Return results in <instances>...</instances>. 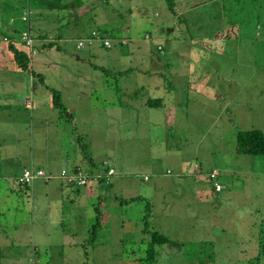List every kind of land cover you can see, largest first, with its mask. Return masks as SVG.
<instances>
[{"label":"crops","instance_id":"crops-1","mask_svg":"<svg viewBox=\"0 0 264 264\" xmlns=\"http://www.w3.org/2000/svg\"><path fill=\"white\" fill-rule=\"evenodd\" d=\"M172 5L173 8L169 3L165 12L160 13L161 26L167 30L156 37L157 50L153 49L154 64L151 67L147 62L134 63L133 59L124 63L121 55L131 58L137 43L123 35L117 41L106 35L103 38L111 40L113 46L99 45L97 41L102 35L99 31H93L96 36L89 37L94 39L89 42L91 55L101 54L102 59H106L107 54L100 52L101 46L111 49L116 43L120 47L130 41L132 44L129 48H117L119 53L111 56L114 64L105 60L54 64L55 69L62 70V83L56 88L44 85L38 92L35 89L37 75L25 71L13 59L0 63V87L11 82L10 92H0V264H26L28 260L32 264L41 252L40 246H45L42 251L45 256L40 257V264H62L51 257L55 247L53 232L58 233L59 228L63 230L67 223L74 226L75 234L80 232L79 226H84L86 232L81 240L75 236L73 241L67 242L70 248L66 251L89 256L88 245L90 248L97 245L93 244L97 240L96 229L90 226L94 218L102 228L109 229V237L91 250L101 253L104 246H113L112 251H108L116 259L122 252V230L127 222L122 215L126 209L123 200L135 196L147 200L140 195L147 186L142 188L134 176H145L148 182L157 181L156 188L172 182L171 189L175 194L171 189L167 190L165 203L178 196L182 203L185 202L179 213H197L192 208L194 201L187 203L185 198L191 196L205 202L223 203L226 196L215 197V193L219 194L225 188L220 176L224 174L228 178L243 169L248 170L250 157L259 156L239 153L236 138L234 142H228L240 130L260 129L263 132L261 127H247L245 121L251 113H258V109L255 111L250 107V95L258 93L256 83L252 90L250 87V72L255 68L243 55L247 50L244 51L242 44L243 41L250 43L251 37L264 34L263 9L252 15L248 4L244 7L240 0H173ZM209 6L216 10L208 12ZM255 26L258 31L254 30ZM223 29L233 37L218 40L226 38L219 36ZM175 36H180L181 40ZM125 38L128 39L125 41ZM196 40L201 42L195 44ZM181 43L185 49L180 48ZM84 45L78 44V47ZM30 52L33 57L37 48H30ZM205 53L216 54L213 62L221 57V53H227V57L231 54V61L225 62L227 75L217 73L218 78L208 83L214 86L212 90L199 80L202 65L197 57L201 58ZM232 53L240 56L232 60ZM208 63L211 65L209 61L204 65ZM215 64L212 65L213 73ZM8 68L14 70L1 72ZM99 69H103V77L98 78L90 72L92 78H84L88 76L86 72ZM137 73L144 81L141 78L133 83ZM39 76L44 74L39 73ZM111 76L117 87H111L108 82ZM83 79L85 83H82ZM100 85L105 91L102 95L106 103L101 111L102 96L89 94L99 93ZM107 88L120 93L122 98L113 97L111 92L108 95ZM54 91L60 102H56ZM151 98L160 99L161 103L149 105ZM41 99L44 100L42 110L39 108ZM58 103H62L64 109H60ZM103 129L107 136L102 147H97V141L90 139L83 144L82 150L81 143L73 140H77L74 135L80 132L86 136ZM123 133L130 135L127 137ZM110 140H113L112 144L104 145ZM111 145L115 151L109 149ZM129 155L134 156L133 161L125 158ZM75 168L102 175L105 179L84 186L67 183L61 177L62 171ZM25 169H42L50 177L36 178L24 186L19 177ZM109 169L115 170L110 177ZM206 171L210 181L202 184ZM218 183L222 189L216 191ZM131 188L135 194L130 192ZM27 210L32 212V219L21 217V211ZM159 213L157 211L155 216L157 220ZM141 214L139 220L144 222L145 213ZM159 222L157 226L153 224L160 231L163 227H159ZM258 225H262L264 235V219L261 223L253 221L251 227ZM35 228L38 230L33 231ZM143 230H138V243L144 238ZM36 232L44 238L40 243L34 238ZM47 235H50L49 242L45 240ZM167 236L175 241L172 236ZM163 247H158L159 255H165Z\"/></svg>","mask_w":264,"mask_h":264},{"label":"rangeland","instance_id":"rangeland-1","mask_svg":"<svg viewBox=\"0 0 264 264\" xmlns=\"http://www.w3.org/2000/svg\"><path fill=\"white\" fill-rule=\"evenodd\" d=\"M4 1L5 0H0V16L2 8H4ZM30 1L32 10L21 6L19 0H10V6L13 7L16 4L20 5V12H14L7 7L8 14L11 16L7 25H14L15 21L16 26L20 28L21 32L15 35L16 41L20 42L19 37L24 30L37 44V53L33 55L31 63L34 66V71L44 74L42 77L39 75L35 77V89L38 92L43 90L44 85L56 88L57 84L62 83V70L58 68L55 69L54 64L86 61L100 63L104 60L108 64H114V60L111 56H115L119 53L117 48H129L132 44L130 41V44L120 47L119 43H116V49L115 46L111 49L101 46L100 52L107 54L106 59L108 60L102 59L101 54L91 55L89 51V46L91 45H89L88 39L91 35L93 36V31L102 33V35L100 34L99 36L101 40L97 41L99 45H103L102 38L106 35L116 41L119 39V36L122 35L128 37L129 40H133L137 43V50L133 53L131 58L122 54L121 56L124 63H128L130 59H133L134 63L147 62L148 66L151 67L154 64V57H151L153 49L157 50V45H155L157 43L156 37L159 34H163L164 32L162 31L167 30V28L161 26L160 13L165 12L170 0H82L80 6L76 4V0H61L60 4L62 7L60 9H56V7L48 8L54 0H41L42 3L41 5L38 4L39 7L37 8L35 6L36 0ZM240 1L242 4H245L244 7H246L247 0L246 2L243 0ZM66 4H69V7H66ZM247 6L249 7V4ZM209 9L208 12H213L216 10V7L209 6ZM25 15L27 18L31 16L27 28L24 19ZM0 27H3L1 22ZM252 28L253 26L251 29ZM218 29L220 30L222 28ZM254 30L258 31L257 26L254 27ZM8 31L12 32L11 30ZM149 36H151L150 39L148 38ZM219 36H226V38L222 37L218 40H225L233 37L230 36V32L225 29L221 30ZM11 38L12 37L0 32V63L10 61L11 56H13L7 49V43ZM128 38H125V41ZM175 38L181 40L180 36H175ZM51 40L53 42H50ZM250 40V43H246L245 41L242 43L244 51L247 50V53L243 55L247 56V59L250 60L251 67L254 66L255 68L250 72V87L252 90L256 83V92L258 94L250 95V107L254 108L255 111L258 109V113H251L249 117L245 118V121L247 122V127H261L264 132V34L255 36L254 39L251 37ZM80 41H83L85 44L83 48L78 47ZM199 42L201 41L196 40L195 44ZM48 43L53 44H50V46H43ZM152 45L154 47H152ZM180 48L185 49L184 43H181ZM211 49L215 50L214 47ZM135 53L136 56L134 57ZM237 55L239 54L232 53L234 57L232 60H236ZM197 56L199 55L197 54ZM226 57L227 53H221V57H218L216 62H213V59H216L215 53H205L201 58L197 57V59H199L198 62L202 65V74L199 80L204 85L210 86L209 88L211 90L214 86L208 83L218 78V76H216L217 73H225L227 75L228 65L225 62L228 60L231 61V54L228 53V57ZM208 61L211 65L209 63L204 65ZM214 63H216L214 65L216 69L215 73H213L214 71L212 68ZM13 70L14 69L10 68L1 69V72L4 71L7 73ZM90 72L94 73L98 78L103 77V69H99L98 71L90 70L86 72L88 76H84V78H92ZM197 77L198 75L196 78ZM141 78L142 77L137 73L135 77H133L135 81L133 83L141 81ZM142 80L144 81V78H142ZM85 82V79H83L82 83ZM108 82L111 83V87H113V85L117 87V82L113 79V76L109 78ZM10 83L11 82H6L2 84L0 92H10ZM99 87V89H101L99 93L92 92V94H89L90 96H95L97 94L102 96L103 107H100L101 111L103 108L105 109L106 103L102 95V93L105 92L102 90L103 86L100 85ZM106 92L108 95L109 92H111L113 97H116V95L121 97L120 93L112 92L111 88H107ZM86 95L88 96V92H86ZM123 99L125 100L124 96ZM43 101V99L40 100L41 106L39 105V108H41V110L44 109L42 104ZM100 121L101 119L99 118V122ZM103 132H105V129L86 136L84 132H80L74 135L77 140L75 138H73V140L75 142L77 141V143H81L82 150L83 144L90 139L97 141V147H102L101 144L104 141L103 139L107 136V134ZM123 134L127 137L130 135ZM235 138L237 140L236 135L229 140L228 144L231 141L234 142ZM112 142L113 140H110L104 145L109 146ZM109 149L115 151L113 145H111ZM92 151H94V149ZM133 157L134 156L129 155L125 158H130V160L133 161ZM250 158L252 161L249 167L246 168L244 164V167L248 170L243 169V171L238 172L239 174L236 176L230 175L228 178H226L224 174L220 176V180L225 188L221 193H215V197L217 198L220 196V198H222L226 196L223 203L205 202L202 201L201 198L198 199L197 197L193 198L191 196L184 199V201L187 200V203L188 200L194 201L192 208L196 210L197 213H179V210L184 208L185 202L182 203L178 196H173L170 198V203H165V197L168 195H165V192L173 187L172 182H170V184L162 183L160 188H156L155 185L157 181L154 182L150 180L148 182L144 179L145 176H134L142 184V188L147 186L145 190L142 191V194H140L144 195L147 200H131L124 204L123 208L126 209L123 210L122 215L127 219V222L125 229L122 230L123 241L120 243L122 252L116 255V259H114L115 255H112L110 251H108L109 249L112 251L113 246H104L101 253L91 250L95 246L98 247L100 241L106 240L109 237V229L102 228L98 224L96 218L90 221V226L96 229L97 240L93 244L97 245L91 248L88 245L90 249L89 256L66 251V249L70 248L67 242L73 241L75 236H77V240H81L86 232L84 226H79L77 230L80 232L77 233V235L74 233L76 231L74 226L67 223V225L63 227V230L59 228L58 233L53 232L55 233V238H53L55 239V247L53 248L51 257L53 256L58 263L62 264H142V262L151 264L149 260H147L149 262L142 260L147 258L144 252L146 244L142 242L138 243L139 236L137 235V233H139L138 230L145 227V223L139 220L142 216L141 213L144 214L147 205L151 204L153 206V223L157 226L158 221H160L159 227H163V229H160L161 233L170 235L175 239L174 243L164 245L163 248L166 251L165 255H157V258H160L158 264H264V235L262 234V225H258L255 228L251 227L253 221L261 223L264 219V155H259L258 157L251 156ZM207 173L206 171V174H203L202 184L210 181L209 174ZM215 190L219 191L217 188H215ZM130 192H134L133 194L136 193L133 188L130 189ZM171 192L175 194L172 189ZM198 200H201V202L197 203ZM157 211H160L159 216H157L159 220L155 219ZM25 213L21 211V217L25 216L26 218L32 219V212L27 210ZM195 215H197L198 218ZM195 221L196 224H193ZM199 224H201L202 227ZM33 225L34 224H31L32 227ZM166 227L170 230L166 231ZM34 230L38 229L35 228L33 231ZM259 231L261 232L260 234L258 233ZM34 238H36L39 243L44 239L40 237V234L37 232L34 233ZM45 240L49 242L50 235H47ZM40 247L41 252L39 256L35 255L37 261L31 262L32 264H40V257L45 256V253L42 252L45 246ZM116 248L118 250L119 245H117ZM80 257L81 259H79ZM25 263L29 264L30 262L28 260Z\"/></svg>","mask_w":264,"mask_h":264},{"label":"trees","instance_id":"trees-1","mask_svg":"<svg viewBox=\"0 0 264 264\" xmlns=\"http://www.w3.org/2000/svg\"><path fill=\"white\" fill-rule=\"evenodd\" d=\"M21 6H24L26 8L31 9V5H30V0H19ZM10 0H5L3 2L4 8H2V12H1V16H0V22L3 25V27H0V32L6 34L7 36L12 37L10 39V41L7 43V49L10 51L9 53L13 54V56H11V60L13 59V61L17 62L19 64L20 67H22L25 71H29V72H33L34 75H39V73H37L36 71H34V69H32V53L30 52V48H37V44L36 42H34V44L32 46H29L26 41L23 39H21V36H23L24 34V30L21 33V36L19 37V41H16V34L18 35L21 30L20 28H18L15 24L14 21V25L9 24V20L11 18V16L8 14L7 11V7L9 9H12L14 12L18 11L20 12V5L16 4L13 7L9 5ZM61 0H54L53 3L51 4V6H49L48 8H53L56 7V9H60L62 6L60 4ZM170 6L173 8L172 2L173 0H170ZM246 2V1H245ZM42 1L41 0H36V8L39 7V5H41ZM39 4V5H38ZM76 4L77 5H81L82 4V0H76ZM247 4H249V10L250 13L252 15L256 14L257 11L260 12L261 8L263 9L264 12V0H247ZM55 5V6H54ZM66 7H69V4L65 5ZM35 8V9H36ZM22 10V8H21ZM32 10V9H31ZM36 15V14H35ZM14 17V16H13ZM12 17V18H13ZM30 17L31 16H26L25 18V22H26V28L28 27V23L30 22ZM12 26V28H11ZM9 28V29H8ZM11 28V29H10ZM11 30L13 34H11L10 31ZM93 36H96V32L93 34ZM45 38V37H44ZM103 39V45L107 46V47H112L113 46V42H111V40L109 39ZM94 39H88V42H92ZM106 41H109V45L106 44ZM50 42H53L52 40ZM21 44V45H20ZM50 44L53 43H48L45 46H50ZM81 47V46H80ZM56 102H60V98L59 95L56 93ZM158 103H161L160 99L154 100L153 98L148 100V104L149 105H156ZM58 107L64 109V106L62 103H58ZM237 149L239 151V153H243V154H250V155H264V132H262L260 129H251V130H240L238 132L237 135ZM78 169L81 168H75L74 170L77 171ZM111 169H109L110 171ZM108 171V172H109ZM107 172V173H108ZM114 174V173H113ZM112 174V175H113ZM112 175H108V177L112 176ZM64 179V178H63ZM105 178L101 177L99 178V180H104ZM65 180V179H64ZM66 181V180H65ZM68 183V182H67ZM216 188V186H215ZM137 199L141 200L144 199L143 197H134L131 199H125L123 201L126 202H130L132 201H136ZM152 205L149 204L146 207L145 210V214L143 217L144 223H145V227H144V238L142 239V243L146 244V255L147 258L142 259L143 261H147L149 260L151 262V264H158L160 258H157V255H159V250L158 247L160 246H164L166 244H172L175 241L171 240V238L163 233H161L159 230L154 228V224H153V213H152ZM263 250H264V243H263ZM151 258V259H148ZM147 261V262H149ZM146 262H142V264H145Z\"/></svg>","mask_w":264,"mask_h":264},{"label":"built area","instance_id":"built-area-1","mask_svg":"<svg viewBox=\"0 0 264 264\" xmlns=\"http://www.w3.org/2000/svg\"><path fill=\"white\" fill-rule=\"evenodd\" d=\"M23 39L26 41V43L29 46H32L34 44V39L29 36L27 33L24 32ZM106 44L109 45V41H106ZM84 42L80 41L79 46H83ZM114 169H111L108 172V175H112L114 173ZM39 177H46L49 178L50 176L45 173L44 170H34V169H25L23 174L19 177V182L21 185H27L36 178ZM61 177L64 178L68 183L70 184H77L80 186H84L89 184L91 181L99 180L101 175H95L91 173H87L86 171H83L82 169L75 170H63L61 173ZM217 190H221L222 186L221 184H216Z\"/></svg>","mask_w":264,"mask_h":264}]
</instances>
